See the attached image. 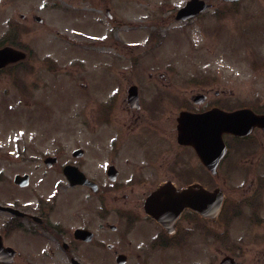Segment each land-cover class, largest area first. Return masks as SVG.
<instances>
[{
    "label": "rangeland",
    "instance_id": "374dc122",
    "mask_svg": "<svg viewBox=\"0 0 264 264\" xmlns=\"http://www.w3.org/2000/svg\"><path fill=\"white\" fill-rule=\"evenodd\" d=\"M92 1L0 0V43L19 36L23 42L20 45L23 48L19 49L26 53L21 64L0 70V168H5L8 176L1 189L14 193L13 173H31V183L18 189L19 195L29 199V203L37 194L36 189L42 180L39 169L48 168L44 164L36 166V161H28L29 158L34 160L49 154L60 155L59 159L63 160L65 154L74 148H90L89 138L94 145L106 143L115 127L119 131L113 134L110 142L119 137L132 143L142 138L138 135L134 140L128 139L131 134L147 132L148 125L144 121L133 122V116L126 108V89L132 83L138 85L139 92L147 86L143 91L146 97L152 94L156 98L160 90L167 94V106L151 122L156 126L160 140H168V145L172 140L175 142L177 98L187 95L192 89L207 88L212 101L226 96L230 106L249 104L257 111L264 110V10L259 12L258 9L264 5V0H248L242 12L240 6L236 12V7L225 6L226 12L219 17L214 12H206L205 18L193 20L187 26L167 13L161 15L158 9L160 0H149V6L144 5V0L141 3H137L140 0H132L126 4L128 15L124 13L126 8L122 13H115L113 9L123 23L111 29L102 21L99 10L91 7ZM168 1L169 9H175L185 0ZM42 3H46L49 9L41 10ZM51 3L57 6L50 8ZM32 11L43 18L42 24L19 19L18 13ZM155 26L160 34L166 32L157 47V38H147L148 31ZM153 42L154 46L148 48ZM135 56H139L140 61L132 63L130 58ZM144 57L148 60L141 63ZM161 72L166 79L158 77ZM216 91L217 96L214 94ZM108 105H112L110 121L102 124V108ZM137 113L140 114L139 111ZM254 137L264 147V134L254 132ZM167 152L170 153L169 148ZM187 156L185 167L191 161L195 163L191 156ZM252 157L255 158L256 154L243 156V160L249 164ZM122 164L123 161L120 162ZM195 172L205 176L201 165L187 169L189 176ZM50 175L60 177L54 170ZM46 188L41 187V192L49 193ZM247 188L248 183L243 182V190ZM249 191L247 189L243 194ZM105 195L112 206L115 193L105 192ZM91 199L93 207L96 197ZM260 203L264 208V194ZM68 206L72 210L75 202ZM263 213L261 220H264ZM108 219L116 224L114 217ZM67 222L74 225L77 217H69ZM229 227L226 241L209 239L211 235H206L200 227L199 233L181 248H157L139 258L131 254V262L128 263L217 264L222 255L229 254L240 264H264V244L260 243L264 239V223L234 221ZM153 229L149 226L147 230ZM149 231L139 232L137 239L147 238ZM119 232L116 229L99 232L105 242L116 243L111 250L104 248L97 254L92 252V245H83L77 252L81 253L84 264H116L114 250L128 252L127 248L117 246ZM242 234L243 246L240 249L243 252H239L235 246L239 245ZM45 240L47 242H42L40 238L19 231L12 234L8 243H14L21 253L28 251L17 257L14 264H67L61 250H53L55 255L52 257L45 251L48 243L58 248L57 242L52 238Z\"/></svg>",
    "mask_w": 264,
    "mask_h": 264
},
{
    "label": "flooded vegetation",
    "instance_id": "af4514ba",
    "mask_svg": "<svg viewBox=\"0 0 264 264\" xmlns=\"http://www.w3.org/2000/svg\"><path fill=\"white\" fill-rule=\"evenodd\" d=\"M97 1L98 3H95L93 0L91 7L99 10L103 16L102 21L106 22L110 29L111 27L116 28L123 23V20L121 21L116 17L114 11L115 13H122V9L126 8L124 10L125 13L129 11L127 5L132 3V0H124L123 2H121L122 0ZM141 1L137 3H141ZM160 1L158 9L161 10V15L167 13L175 21L186 26L193 20L205 18L206 12H214L216 16H222L226 12L225 6L236 7L235 12L240 6V11L242 12L243 5L248 2V0H202L206 8L191 17L183 19L177 18V9L188 0H185L177 8L170 10L168 0ZM143 3L147 6L151 5L149 0H144ZM262 5L258 8L259 12L262 9L264 10V5ZM42 6L41 10L49 9L46 3H42ZM56 6V3L50 4V8L54 9ZM18 17L21 21L43 23V18L36 11L28 14L27 12L18 13ZM98 18L101 19L100 16ZM159 34L160 31L156 30L155 26L148 31L147 38L155 40L159 38L157 36ZM17 37L15 40L4 39L0 43V47L6 44L16 49L23 48L20 46L23 43L21 37ZM154 44V42L151 43L148 48H151ZM140 46L142 47L143 45L141 44ZM19 50L23 51L22 49ZM130 59L132 63L135 60L140 61L139 56ZM147 60L144 57L141 63ZM21 62L12 63L7 67L19 65ZM147 76L150 77L151 74L148 73ZM158 77L160 79L163 78V80L166 79L162 72L158 73ZM133 85L137 86L138 91L129 90ZM118 86H120V82ZM143 87L139 92L138 85L132 83L127 87L125 96L126 108L131 112L133 122L137 123L139 120L148 124L147 132L131 134L128 139L134 140L138 135H142V138L134 140L132 143L126 141L127 139L125 140L123 137H119L110 144L115 132L119 131L115 127L113 130L114 135L108 136L107 142L103 143V146L101 144L94 145L92 138H89L91 147L87 146V148H84L80 155L74 152L66 153L63 160L59 159L60 155L49 157L48 168L39 169L42 180L36 189L38 191L37 194L33 195L34 199L31 198L30 203L29 199H23V195H19L21 193L19 190L31 183L32 174L28 172L20 173L28 174V183L20 185L14 180L15 174L18 173H13L11 180L14 183L15 192L18 193L16 194L13 191L9 192L7 189H1V184L8 181V176L5 168H0V241L4 247L10 246L14 249L15 259L28 253L27 249H25L27 252L21 253L14 243L12 245L8 243L9 237L18 231L40 238L43 240L42 242H47L46 238H52L57 242L58 248H53L52 245L47 244L45 251L50 252L48 254L51 257L55 255L53 250H61L67 264H84V261L81 260V253L79 254L77 251L83 245H92V252L94 251L97 254L101 253L104 248L105 250H111L116 243L114 245L111 242H105L104 237L99 232L101 231L102 233L104 229H116L120 231L117 246L120 249L121 247L127 248L128 252L115 249L114 253L115 255L121 254L125 256V264H129L128 261L131 262V254L139 258L147 255L150 250H156L157 248L160 250L168 247L181 248L187 240L199 233L200 227L206 235H211L209 239L212 238V240L219 242L223 239L227 240L229 224L234 221L243 223V220H250L251 222L264 223V220H261L260 217L264 210L263 204L260 203L264 194V147L254 137V132L264 134V127L255 126L250 134L241 137H233L229 133H223L226 153L215 162L214 167L211 169L202 163L198 153L200 151L199 148H194L193 145L188 143H178L176 134L175 142L172 140L170 145L167 143L168 140H166L167 142L160 140L159 133L156 132L157 128L152 125L151 121L152 119H157L158 113L160 111L163 112L167 106V94L165 91L160 90L156 98L152 97V94L150 97H146L143 91L147 86ZM214 94L217 96L218 92L216 91ZM129 95L131 96L129 97ZM177 99L178 110L177 114L174 115L175 122L182 111L189 114L203 112L211 108L230 110L228 109L230 105L226 96H220L215 98L217 100L212 101V98L208 97L207 88L192 89L190 93L179 95ZM247 105L245 104L243 107H248ZM111 106L108 105L102 108L104 116L100 119L102 124L110 121ZM238 107H241V105L234 107V109ZM250 108L256 113H264V110L257 111L253 107ZM146 135L151 136L146 138L144 137ZM121 141L123 142L121 143ZM96 147H98L97 150ZM168 148L170 153L167 152ZM254 149L255 151L258 150V152H255ZM90 150L91 153L89 155ZM95 154L99 157L98 159ZM252 154H256V157L250 158V163L247 164V160H243V156ZM19 155L22 156L24 154ZM187 155L191 156L190 158L194 159L195 163L191 161L185 167L184 161ZM47 156L43 155L41 158L34 160L29 158L28 161H36V166L45 165ZM210 159H213V157L210 156ZM122 161L123 164L120 165ZM197 165H201L205 176H199V172H195L191 176L187 174L188 168ZM66 166L71 168L69 175L63 173V168ZM211 166L213 165L211 164ZM36 169L38 168L36 167ZM53 170L59 173V178H53L50 175ZM243 182L248 183L247 189L250 191L247 194H243V191L247 190H243ZM43 186L44 188L48 187L46 189L50 190L49 193L41 192V187ZM201 186L207 191H220L223 201L218 213L207 214L210 210L206 213H202L199 210L200 201L198 200V195ZM168 188L174 190H167L166 193H155L160 189L164 191ZM184 188L191 190L190 194L193 197L191 205L187 200L184 201V199L178 198V196L183 195ZM105 192L108 194L111 192L115 193V201L113 200L114 204L112 206L109 205ZM93 196L96 197V200H94V206L91 207V197ZM152 196L155 198L153 197V200L148 203ZM167 197L169 199L174 197L175 201L168 202ZM256 201L261 206L256 204ZM69 202H75V208L72 210L68 206ZM64 207L67 209H64ZM72 216L77 217V222L74 225H70L67 222V219ZM174 216L175 218L172 220ZM108 217H114L116 224L109 222ZM183 217L186 219L184 220ZM142 224H147L148 226H143V228ZM149 226H153V231L147 230ZM148 231L149 236L147 238L139 237L137 239L139 232ZM223 231H227V233L221 235ZM239 238V245L235 247L240 249L243 246V234ZM260 243L264 244V239ZM240 251L243 252V249H240ZM262 251H264V248ZM224 257H231L233 262L240 264L234 256L229 254L222 255L217 264ZM0 264L3 263L0 262Z\"/></svg>",
    "mask_w": 264,
    "mask_h": 264
},
{
    "label": "water",
    "instance_id": "95a60500",
    "mask_svg": "<svg viewBox=\"0 0 264 264\" xmlns=\"http://www.w3.org/2000/svg\"><path fill=\"white\" fill-rule=\"evenodd\" d=\"M199 8H202V6H197L196 1L193 0L180 10L178 16L181 15L182 18H185L186 16L195 13L194 11L198 10ZM24 56L25 54L16 51L11 47H2L0 48V67L6 65L9 62L16 61ZM192 118L196 120L195 129L187 130L189 120L182 121V125L179 126V141L192 142L194 139L195 146L206 151L209 150L208 145L210 144H215L214 146H221L220 133L223 130L238 135H243L247 133L253 125H262L264 127V115H255L249 109H238L231 112H224L215 109L212 111H208L206 114H197L195 116H192ZM202 159L207 165L211 166V163L214 164L216 162L217 157H215L214 159H210L209 156H202ZM18 179L19 177H17L16 180ZM190 193L191 190H184L183 195L178 196V198L181 200L184 199V201L187 200V202H189V204L191 205V203L193 202V197ZM199 193V210L202 213H206L210 210L207 214H211L214 212L216 213L221 202L220 191L215 190V192H209L202 188ZM169 200L175 201V198L173 197V199ZM175 216L172 220H174ZM12 256L13 250L10 247L3 249L0 247V259L11 261ZM118 261H120L119 258Z\"/></svg>",
    "mask_w": 264,
    "mask_h": 264
}]
</instances>
